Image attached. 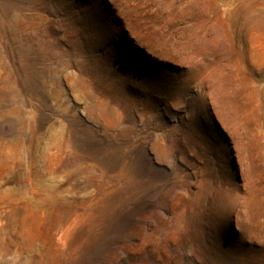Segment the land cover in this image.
<instances>
[{"label": "rangeland", "instance_id": "obj_1", "mask_svg": "<svg viewBox=\"0 0 264 264\" xmlns=\"http://www.w3.org/2000/svg\"><path fill=\"white\" fill-rule=\"evenodd\" d=\"M0 264H264V0H0Z\"/></svg>", "mask_w": 264, "mask_h": 264}, {"label": "bare ground", "instance_id": "obj_2", "mask_svg": "<svg viewBox=\"0 0 264 264\" xmlns=\"http://www.w3.org/2000/svg\"><path fill=\"white\" fill-rule=\"evenodd\" d=\"M229 38L226 40L228 42L226 43H220L219 46L223 47V48H231V46L233 45L232 44V41H234V38L232 36H228ZM223 44H226V45H223Z\"/></svg>", "mask_w": 264, "mask_h": 264}]
</instances>
